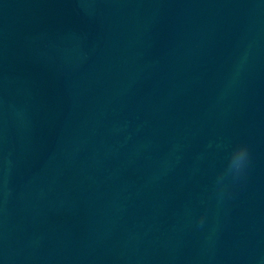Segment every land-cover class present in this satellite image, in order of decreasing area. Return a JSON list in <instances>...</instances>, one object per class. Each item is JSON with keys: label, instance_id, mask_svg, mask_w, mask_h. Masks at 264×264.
<instances>
[{"label": "water", "instance_id": "obj_1", "mask_svg": "<svg viewBox=\"0 0 264 264\" xmlns=\"http://www.w3.org/2000/svg\"><path fill=\"white\" fill-rule=\"evenodd\" d=\"M0 264H264V0H0Z\"/></svg>", "mask_w": 264, "mask_h": 264}, {"label": "clouds", "instance_id": "obj_2", "mask_svg": "<svg viewBox=\"0 0 264 264\" xmlns=\"http://www.w3.org/2000/svg\"><path fill=\"white\" fill-rule=\"evenodd\" d=\"M250 159L249 149L246 144L237 145L230 157L226 169L218 178V183H222L226 176L239 177L248 165ZM203 218H201L202 222Z\"/></svg>", "mask_w": 264, "mask_h": 264}]
</instances>
